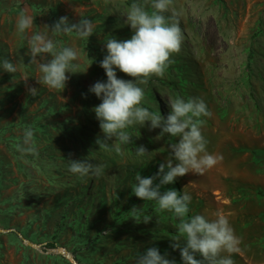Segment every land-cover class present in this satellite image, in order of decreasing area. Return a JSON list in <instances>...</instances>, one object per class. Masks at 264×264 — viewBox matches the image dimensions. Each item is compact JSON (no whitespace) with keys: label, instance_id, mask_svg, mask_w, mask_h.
<instances>
[{"label":"rangeland","instance_id":"1","mask_svg":"<svg viewBox=\"0 0 264 264\" xmlns=\"http://www.w3.org/2000/svg\"><path fill=\"white\" fill-rule=\"evenodd\" d=\"M130 3L0 0V56L14 63L23 58L16 73H0V264H73L61 249L76 264H134L148 247L180 264L179 251L170 247L178 221L131 194L135 174L155 175L175 138L156 141L159 129L150 132L145 125L137 129L139 138L133 130L132 145L120 153L98 150L95 143L102 134L91 110L100 101L88 89L106 80L99 67L104 42L132 34L122 18ZM21 10L39 28L29 36L61 17L70 25L91 21L88 39L75 32L50 36L79 54L81 73L70 74L62 92L38 83V63L29 64L27 44L15 30ZM173 10L179 13L181 48L162 77L142 85L143 106L166 117L170 98L202 99L211 113L200 124L207 152L222 159L161 191L191 195L190 216L224 215L239 240L234 264H264V0H172L167 14ZM29 88L38 90L35 96ZM28 127L35 157L18 150ZM141 145L153 152L152 161L133 156ZM88 156L105 165L102 178L78 180L68 173L65 160ZM134 207L138 211L130 212ZM144 216L152 219L145 224Z\"/></svg>","mask_w":264,"mask_h":264},{"label":"clouds","instance_id":"2","mask_svg":"<svg viewBox=\"0 0 264 264\" xmlns=\"http://www.w3.org/2000/svg\"><path fill=\"white\" fill-rule=\"evenodd\" d=\"M171 4L172 0H131L122 16L124 24L131 30L130 38L108 37L104 42L105 55L99 67L106 80L97 81L88 89V93L100 101L91 110L102 134L95 143L98 150L120 153L125 146L132 145L133 130L138 133L137 129L145 125L150 132L159 129L154 138L156 141L164 137L175 138L176 142L167 145L168 155L159 163L155 175L142 177L135 174L131 194L141 201L154 202L157 212L170 213L178 221L170 247L179 251L180 264H234L232 254L239 251V240L228 219L222 214H216L214 219L200 214L190 216L191 195L175 189L161 191L190 172L203 174L222 159L207 152V141L200 124L202 118L211 113L202 99L170 98L166 117L161 116L158 108L153 112L143 106L145 88L142 85L152 77L164 75L172 55L180 51L183 41L177 19L179 13L173 10L167 14ZM33 19L21 10L15 23L16 33L27 44L25 55L29 57V64L38 63V83L49 90L62 92L70 74L81 73L79 54L72 47L60 46L50 36L75 32L78 38L88 39L93 34L92 23L84 19L70 25L67 17H61L50 29L46 25L43 32L34 30L29 36L30 30L39 29L34 26ZM19 63H23V58L14 63L12 59L0 56V73H16ZM117 72L131 79L118 78ZM37 91L28 89L31 96ZM135 137L139 138V133ZM133 149V156L140 162H150L154 158L153 152L143 145ZM18 150L21 156H38L32 128L24 129ZM65 161L68 173L78 180L100 179L105 175V165L89 156ZM137 211L134 207L130 212ZM151 219L144 216L143 223L147 224ZM134 264H176V260L169 259L167 252L161 254L158 248L148 247L136 254Z\"/></svg>","mask_w":264,"mask_h":264},{"label":"bare ground","instance_id":"3","mask_svg":"<svg viewBox=\"0 0 264 264\" xmlns=\"http://www.w3.org/2000/svg\"><path fill=\"white\" fill-rule=\"evenodd\" d=\"M76 81V80H75ZM234 129V128H233ZM58 252H60V253H62L63 255H65V256H67V252L66 251H64V250H59ZM69 258V260L73 263V264H76L75 262H73V258L72 257H68Z\"/></svg>","mask_w":264,"mask_h":264},{"label":"water","instance_id":"4","mask_svg":"<svg viewBox=\"0 0 264 264\" xmlns=\"http://www.w3.org/2000/svg\"><path fill=\"white\" fill-rule=\"evenodd\" d=\"M0 232H4V231H2V230H0ZM29 245L30 246H32V247H36L35 245H33V244H31V243H29ZM67 252V251H66ZM62 254V253H61ZM63 255V254H62ZM65 256V255H64ZM67 259H69L68 257H72L71 255H70V253H68L67 252V256H65ZM73 262H74V260H73Z\"/></svg>","mask_w":264,"mask_h":264},{"label":"trees","instance_id":"5","mask_svg":"<svg viewBox=\"0 0 264 264\" xmlns=\"http://www.w3.org/2000/svg\"><path fill=\"white\" fill-rule=\"evenodd\" d=\"M48 246H49L50 248H54V245L51 244V243H50Z\"/></svg>","mask_w":264,"mask_h":264}]
</instances>
